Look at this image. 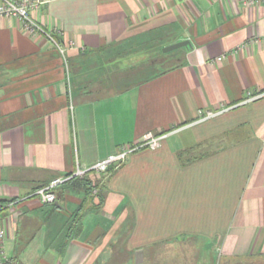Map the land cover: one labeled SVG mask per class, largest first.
Wrapping results in <instances>:
<instances>
[{
	"label": "crops",
	"instance_id": "crops-1",
	"mask_svg": "<svg viewBox=\"0 0 264 264\" xmlns=\"http://www.w3.org/2000/svg\"><path fill=\"white\" fill-rule=\"evenodd\" d=\"M31 15L66 62L45 33L0 18L11 264H264V3L42 0ZM247 90L261 95L246 102ZM147 132L167 135L91 173L88 193L33 195Z\"/></svg>",
	"mask_w": 264,
	"mask_h": 264
},
{
	"label": "built area",
	"instance_id": "built-area-1",
	"mask_svg": "<svg viewBox=\"0 0 264 264\" xmlns=\"http://www.w3.org/2000/svg\"><path fill=\"white\" fill-rule=\"evenodd\" d=\"M42 3V0H0V18L2 17H17L22 22L23 30L30 35H35L36 33H45L49 39L54 43V45L57 47L61 55L63 56L65 60V48L61 45L60 42L57 41V39L52 36L49 32H45L43 28L36 22V20L32 17L31 12L35 9H37L40 4ZM257 3H264V0H244V4H257ZM259 36L251 38L250 42L257 41ZM264 39V36L262 37ZM218 58H221L218 57ZM66 62V60H65ZM246 102L251 101L259 97L261 94H251L249 90L246 91ZM216 112H213L211 110H207L205 114L200 116V119L210 118L214 116ZM167 135L165 132H161L159 134H154L152 132H147L143 138L134 144H129L126 146H122L118 151L109 154L107 157H105L102 160H99L92 164L89 168L83 169L77 167L74 172H71L70 174H66L64 177H57L52 180H50L45 185H42L38 188H36L33 192V195H36L38 199L43 203H53L56 200V188L59 184L63 183L66 179L70 178L71 176H83L86 172H107L108 168L113 166H119L130 154L131 152L142 148H157L161 140ZM11 204V203H9ZM4 205L0 203V209ZM8 206V204H7ZM5 227L0 226V264H11L10 259L5 253L3 242L5 238Z\"/></svg>",
	"mask_w": 264,
	"mask_h": 264
},
{
	"label": "trees",
	"instance_id": "trees-1",
	"mask_svg": "<svg viewBox=\"0 0 264 264\" xmlns=\"http://www.w3.org/2000/svg\"><path fill=\"white\" fill-rule=\"evenodd\" d=\"M144 40H145V44H147L148 43V41L150 40V37H146V38H144ZM162 46L163 45H160V46H158L157 48H158V52L163 56V55H166V54H168L169 52H162ZM91 173H93V172H91V171H88V172H86L83 176H76V175H74V176H71L70 178H68V179H66L63 183H79L80 184V186L84 189V191H85V193H88L92 188H93V184H92V181L90 180V178L88 177ZM68 174H70V173H68ZM67 174V175H68ZM40 187V186H39ZM102 195L100 194V196H99V201H102V197H101ZM7 200H0V203L1 204H3L4 205V203L6 202ZM53 204V203H52ZM79 209H81V208H79ZM76 217H74V219H75ZM73 219V220H74ZM61 251H62V249H61ZM60 251V252H61Z\"/></svg>",
	"mask_w": 264,
	"mask_h": 264
},
{
	"label": "water",
	"instance_id": "water-1",
	"mask_svg": "<svg viewBox=\"0 0 264 264\" xmlns=\"http://www.w3.org/2000/svg\"><path fill=\"white\" fill-rule=\"evenodd\" d=\"M188 44H189V40H187V39L176 41V42H173V43H170L168 45L163 46L162 47V52H168V51L174 50V49H176L178 47L185 46V45H188Z\"/></svg>",
	"mask_w": 264,
	"mask_h": 264
},
{
	"label": "rangeland",
	"instance_id": "rangeland-1",
	"mask_svg": "<svg viewBox=\"0 0 264 264\" xmlns=\"http://www.w3.org/2000/svg\"><path fill=\"white\" fill-rule=\"evenodd\" d=\"M150 45V46H149ZM144 46H146V47H149V48H146V50H151V43L149 44V43H147V44H144ZM165 46V45H164ZM163 47V46H162ZM176 49H174V50H171V51H168L169 53L166 55V56H168V55H171V54H174V51H175ZM162 56V55H161Z\"/></svg>",
	"mask_w": 264,
	"mask_h": 264
},
{
	"label": "flooded vegetation",
	"instance_id": "flooded-vegetation-1",
	"mask_svg": "<svg viewBox=\"0 0 264 264\" xmlns=\"http://www.w3.org/2000/svg\"><path fill=\"white\" fill-rule=\"evenodd\" d=\"M241 264H248V262H242ZM251 264H255V263H251Z\"/></svg>",
	"mask_w": 264,
	"mask_h": 264
}]
</instances>
